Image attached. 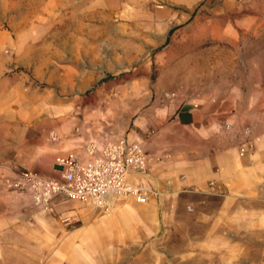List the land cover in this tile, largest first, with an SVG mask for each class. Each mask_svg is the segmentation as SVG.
Masks as SVG:
<instances>
[{
  "label": "crops",
  "instance_id": "1",
  "mask_svg": "<svg viewBox=\"0 0 264 264\" xmlns=\"http://www.w3.org/2000/svg\"><path fill=\"white\" fill-rule=\"evenodd\" d=\"M31 1L45 0H0V17ZM180 65L175 78L158 79L145 100H131L125 120L115 107L70 118L67 131L58 129L63 123L20 113L0 120V264H144L140 249L147 254L154 234L176 228L181 213L172 204L185 190L186 198L199 195L195 191L214 198V206L203 199L197 213L187 209V221L214 220L222 237L232 229L235 243L246 240L242 233L264 240V63L249 73L240 69L222 86L187 83ZM135 94L130 88L131 99ZM110 96L109 102L118 100ZM51 130L59 140L49 139ZM120 137L161 156L147 173L132 174L134 183L158 190L148 202L133 197L107 209L63 195L44 209L7 183L27 168L60 178L57 154ZM249 137L253 147L242 155Z\"/></svg>",
  "mask_w": 264,
  "mask_h": 264
},
{
  "label": "rangeland",
  "instance_id": "2",
  "mask_svg": "<svg viewBox=\"0 0 264 264\" xmlns=\"http://www.w3.org/2000/svg\"><path fill=\"white\" fill-rule=\"evenodd\" d=\"M15 11L0 17L4 121L20 113L67 131L70 118L111 107L125 120L130 101L175 78L179 61L185 82L216 86L264 63V0H45ZM195 192L175 199L176 228L154 234L147 254L140 249L144 264H264V240L242 233L235 243L214 220L187 221V209L214 204Z\"/></svg>",
  "mask_w": 264,
  "mask_h": 264
},
{
  "label": "built area",
  "instance_id": "3",
  "mask_svg": "<svg viewBox=\"0 0 264 264\" xmlns=\"http://www.w3.org/2000/svg\"><path fill=\"white\" fill-rule=\"evenodd\" d=\"M245 130L250 132L249 127ZM59 138L56 130L50 131L49 139ZM252 147L253 141L249 137L239 152L244 155ZM160 158V155L148 153L140 142L126 137L110 139L102 145L97 141H87L79 148L56 155L60 178L43 176L27 168L18 171L14 178L7 179V183L29 193L32 202L44 209H49L53 200L63 195L109 209L120 199L134 197L142 202L150 201L158 190L134 183L132 174L147 173L150 163ZM65 221L70 222V219L65 218Z\"/></svg>",
  "mask_w": 264,
  "mask_h": 264
}]
</instances>
